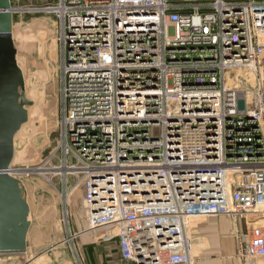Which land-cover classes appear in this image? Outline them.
Listing matches in <instances>:
<instances>
[{
	"label": "built area",
	"instance_id": "2783aa9c",
	"mask_svg": "<svg viewBox=\"0 0 264 264\" xmlns=\"http://www.w3.org/2000/svg\"><path fill=\"white\" fill-rule=\"evenodd\" d=\"M47 9L65 29L66 120L87 158L85 232L111 227L133 264H195L191 222L226 216L245 223L244 264H264V0ZM108 66L106 104L74 90Z\"/></svg>",
	"mask_w": 264,
	"mask_h": 264
},
{
	"label": "rangeland",
	"instance_id": "374dc122",
	"mask_svg": "<svg viewBox=\"0 0 264 264\" xmlns=\"http://www.w3.org/2000/svg\"><path fill=\"white\" fill-rule=\"evenodd\" d=\"M21 4L29 10L14 12L13 39L25 77L21 92L32 105L29 120L15 139L12 168L31 209L28 262L114 264L119 240L107 239L113 234L111 227L98 229L93 238L83 241L88 233V179L79 167L87 158L85 150L74 146L66 120L70 106L65 29L58 10L47 9L58 7L59 0H22ZM242 222L240 245L246 234Z\"/></svg>",
	"mask_w": 264,
	"mask_h": 264
},
{
	"label": "water",
	"instance_id": "95a60500",
	"mask_svg": "<svg viewBox=\"0 0 264 264\" xmlns=\"http://www.w3.org/2000/svg\"><path fill=\"white\" fill-rule=\"evenodd\" d=\"M12 5L0 0V264H29L30 205L19 179L11 175L15 139L29 120L32 105L21 92L24 72L13 39Z\"/></svg>",
	"mask_w": 264,
	"mask_h": 264
},
{
	"label": "crops",
	"instance_id": "0c3cea01",
	"mask_svg": "<svg viewBox=\"0 0 264 264\" xmlns=\"http://www.w3.org/2000/svg\"><path fill=\"white\" fill-rule=\"evenodd\" d=\"M242 228L244 229L242 221L230 220L226 216L193 220L190 230L196 247L195 264H244L240 258L242 249L238 241V233ZM30 232L31 228L27 237V254ZM89 233L91 235L87 237ZM92 233L94 232H88L83 241L93 238ZM114 264L133 263L123 260L119 248L114 254Z\"/></svg>",
	"mask_w": 264,
	"mask_h": 264
},
{
	"label": "bare ground",
	"instance_id": "6f19581e",
	"mask_svg": "<svg viewBox=\"0 0 264 264\" xmlns=\"http://www.w3.org/2000/svg\"><path fill=\"white\" fill-rule=\"evenodd\" d=\"M16 49L17 46L15 45ZM17 54H18V49H17ZM18 61V58H17ZM19 64V62H18ZM20 66V65H19ZM112 66L108 67H102L100 71L98 72V76L92 77L90 80L87 78L86 80L89 82V87L86 89L85 83H76L74 85V90H78L83 92V96H90L94 95L96 96L100 101H103V104H106V101L108 100V96L111 93V85H109L108 78H109V70H111ZM88 93V95H87ZM106 111V110H104ZM111 121L114 123V116L110 118ZM195 218L194 220H196ZM192 224V222H191ZM191 226V225H190Z\"/></svg>",
	"mask_w": 264,
	"mask_h": 264
}]
</instances>
